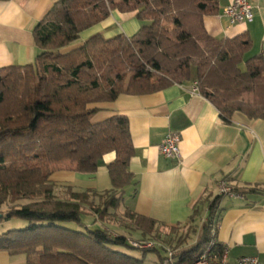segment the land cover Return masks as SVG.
Wrapping results in <instances>:
<instances>
[{
	"label": "trees",
	"instance_id": "obj_1",
	"mask_svg": "<svg viewBox=\"0 0 264 264\" xmlns=\"http://www.w3.org/2000/svg\"><path fill=\"white\" fill-rule=\"evenodd\" d=\"M114 10L135 12L139 30L111 38L97 33L72 47ZM218 13L219 0H59L52 6L33 30L40 50L34 61L0 70V222H28L0 234V252L24 255L26 264H147V254L155 253L156 264H163L164 248H137L134 239L97 225L123 205L134 182L129 164L135 147L127 116L93 118L101 104L121 94H151L195 79L225 122L235 113L264 120V51L246 56L252 49L248 32L211 36L204 18ZM111 153L109 190H75L52 179L64 167L96 173ZM231 191L259 192L237 186ZM224 196L209 202V217L190 248H179L188 234L170 228L164 241L176 251L177 264H193L211 240ZM124 214L143 238L162 237L157 221L128 209Z\"/></svg>",
	"mask_w": 264,
	"mask_h": 264
},
{
	"label": "crops",
	"instance_id": "obj_2",
	"mask_svg": "<svg viewBox=\"0 0 264 264\" xmlns=\"http://www.w3.org/2000/svg\"><path fill=\"white\" fill-rule=\"evenodd\" d=\"M58 1L0 0V70L34 61L40 52L33 38L34 27ZM232 1L219 0V13L205 16L208 33L222 39L248 32L252 49L246 56L261 53L264 0H249L254 5V18L238 23H231L222 13ZM140 27L135 12L114 10L106 20L83 31L72 47L81 46L97 33L107 38L121 33L132 36ZM195 81L173 84L151 94H121L114 102L101 104L93 121L117 114L127 116L135 147L129 164L134 182L126 187L120 209L157 221L168 236L173 226L200 224L199 234L204 216L209 217L208 204L220 194L223 182L231 188L255 187L259 192L224 194L213 220L217 242L228 249L231 263L242 256L264 261V120L235 113L231 122H225L207 98L192 92ZM171 132L181 136L177 159L163 156L159 148ZM114 158V153L104 156L96 173L64 167L52 179L60 186L102 193L112 188L107 165ZM0 264H26V257L1 251Z\"/></svg>",
	"mask_w": 264,
	"mask_h": 264
},
{
	"label": "built area",
	"instance_id": "obj_3",
	"mask_svg": "<svg viewBox=\"0 0 264 264\" xmlns=\"http://www.w3.org/2000/svg\"><path fill=\"white\" fill-rule=\"evenodd\" d=\"M222 13L229 18L231 23L248 22L254 18V5L249 0H233L223 9ZM192 92L201 95L197 81L192 86ZM180 141V134L174 132L168 133L159 146L161 154L170 159L179 158ZM220 194L232 195L234 193L231 191V187L223 182L221 184ZM216 235V229H213L211 240L193 264H264V261L257 256H242L234 263H231L228 257V249L225 247H222L221 250L217 248L218 242ZM167 236L165 233H162L161 238L152 236L141 237L140 239L132 240L131 243L140 249L164 248L165 259L163 260V264H177L178 258L175 256L176 251L164 241Z\"/></svg>",
	"mask_w": 264,
	"mask_h": 264
},
{
	"label": "rangeland",
	"instance_id": "obj_4",
	"mask_svg": "<svg viewBox=\"0 0 264 264\" xmlns=\"http://www.w3.org/2000/svg\"><path fill=\"white\" fill-rule=\"evenodd\" d=\"M250 57V56H248ZM247 57V58H248ZM244 67V65H242ZM195 78V76H194ZM60 196L64 197L65 196V189L64 187L59 189L57 191ZM7 207L2 208V210H6ZM113 212V211H112ZM204 214H206L204 212ZM205 218L203 221H207V217L204 216ZM203 222V223H204ZM28 225V222L22 219L18 218H13V219H4L3 221L0 222V234L4 233L8 230L12 229H20V228H25ZM97 225L106 227L109 229L112 233L116 234H124L128 238L131 239H140L142 237L141 233L138 232L136 229H134V226L131 225L130 219L124 214V211L121 209L117 211L116 215H113V217H108L105 221H98ZM192 227H195L192 228ZM200 227V224L197 225H190L189 228L187 226L180 227V232H183V236L187 235L186 243L183 245H180L179 248H183L187 246L190 248L193 244L198 239V228ZM188 232V233H187ZM200 233V232H199ZM170 236V235H169ZM126 250V249H124ZM129 254L136 256V257H142L143 253L141 250H126ZM147 264H156V254L155 253H148L147 254V259H146Z\"/></svg>",
	"mask_w": 264,
	"mask_h": 264
},
{
	"label": "water",
	"instance_id": "obj_5",
	"mask_svg": "<svg viewBox=\"0 0 264 264\" xmlns=\"http://www.w3.org/2000/svg\"><path fill=\"white\" fill-rule=\"evenodd\" d=\"M3 216V214L0 212V218Z\"/></svg>",
	"mask_w": 264,
	"mask_h": 264
}]
</instances>
